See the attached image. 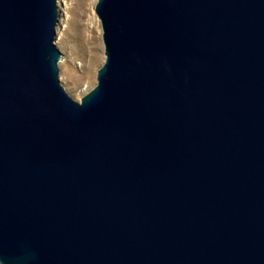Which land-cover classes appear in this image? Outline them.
Returning <instances> with one entry per match:
<instances>
[{"label":"water","instance_id":"obj_1","mask_svg":"<svg viewBox=\"0 0 264 264\" xmlns=\"http://www.w3.org/2000/svg\"><path fill=\"white\" fill-rule=\"evenodd\" d=\"M74 99L58 0H0V264H264V0H97Z\"/></svg>","mask_w":264,"mask_h":264},{"label":"rangeland","instance_id":"obj_2","mask_svg":"<svg viewBox=\"0 0 264 264\" xmlns=\"http://www.w3.org/2000/svg\"><path fill=\"white\" fill-rule=\"evenodd\" d=\"M97 0H58L60 8L56 43L62 51L60 79L66 91L81 100L97 82L105 60L103 29L95 11Z\"/></svg>","mask_w":264,"mask_h":264}]
</instances>
